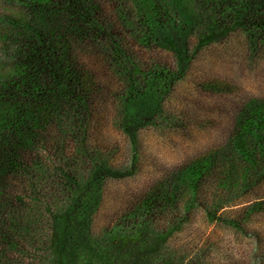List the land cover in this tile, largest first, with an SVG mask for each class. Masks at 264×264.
Here are the masks:
<instances>
[{"label": "trees", "instance_id": "obj_1", "mask_svg": "<svg viewBox=\"0 0 264 264\" xmlns=\"http://www.w3.org/2000/svg\"><path fill=\"white\" fill-rule=\"evenodd\" d=\"M20 4L25 16L5 20L12 33L3 53L11 66L0 75V264H171L164 241L199 196L209 197L210 184L211 207L206 200L203 207L212 220L225 198L264 179V98L236 108L224 147L133 198L100 236L94 215L107 180L134 172L139 129H186L190 112L165 104L201 51L218 45L228 53L234 43L240 60L264 64V0ZM163 52L168 61L157 57ZM191 83L200 94L234 90ZM102 102L117 110L130 147L120 169L88 144Z\"/></svg>", "mask_w": 264, "mask_h": 264}, {"label": "rangeland", "instance_id": "obj_2", "mask_svg": "<svg viewBox=\"0 0 264 264\" xmlns=\"http://www.w3.org/2000/svg\"><path fill=\"white\" fill-rule=\"evenodd\" d=\"M24 16L20 0H0V75L9 72L11 66L3 53L10 43L6 37L12 33L5 20L18 21ZM221 49L212 45L201 51L192 61L186 79L179 82L165 104L169 111L190 112L186 129L150 126L139 129V162L130 175L107 180L104 197L94 215L95 235L100 236L102 229L111 225L132 199L150 186L194 159L224 147L236 108L247 98H264V64L249 66L240 60L234 43L229 54ZM157 57L169 60L166 52ZM94 61L92 57L91 66L99 70ZM198 77L200 80L195 79ZM204 80L232 85L234 90L219 96L215 91L200 94L191 82ZM110 81L106 88L111 91L115 87ZM93 118L97 125L90 127V148H98L103 157L112 158L111 167H126L130 147L118 123L117 110L102 102ZM81 166L88 170L86 164ZM211 187L210 184L205 190L209 197L199 196L183 222L164 241L163 251L170 254L171 264H264V179L251 192L237 194L232 200L225 198L216 217L209 220L203 205L206 200L211 207L210 196L214 192ZM249 210L252 213L244 218ZM24 262L43 264L30 259Z\"/></svg>", "mask_w": 264, "mask_h": 264}]
</instances>
